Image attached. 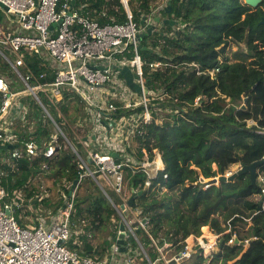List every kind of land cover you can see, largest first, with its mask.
Listing matches in <instances>:
<instances>
[{
  "label": "trees",
  "instance_id": "obj_1",
  "mask_svg": "<svg viewBox=\"0 0 264 264\" xmlns=\"http://www.w3.org/2000/svg\"><path fill=\"white\" fill-rule=\"evenodd\" d=\"M156 2L128 0L127 7L139 24L140 17H148ZM168 5L169 12L165 7L160 14L178 21V29L162 24L140 41L146 48L139 49L142 60L163 65L153 71L144 67L152 119L144 124L142 135L135 136L134 149L142 157L143 147L149 159L154 158V150L159 152L163 170L149 178L141 170L133 173L131 168L125 169L128 190L141 191L135 196L137 205L133 208L140 219L146 220L152 238L159 244L173 242L175 252L183 249L189 236H200L201 227L219 235L217 249L209 256H203L197 248L179 264H264V200L253 199L260 194V187L251 184L248 173L233 182L207 188L199 181L200 177L213 178L215 172L225 175L232 166L264 159V135L257 133L264 130V25L259 24L264 12L260 7L245 5L243 0H169ZM73 6L82 7L81 14L89 15L99 25L126 21L121 0H76ZM231 41L245 48L232 53L233 62L227 54ZM26 62L37 75L48 71L34 55L26 57ZM216 69L213 79L197 74ZM0 74L11 79L1 68ZM46 80H51L50 76ZM201 95L206 100L193 107L194 99ZM26 100L33 105L28 117H38L41 112L37 105ZM74 103L65 96L61 111L66 119L68 107ZM249 120L256 124L248 126ZM75 132L81 139L87 135L84 129L76 128ZM65 133L79 146L70 129ZM50 134L49 121L40 118L24 138L42 145ZM7 156V151L0 150V158ZM76 162L72 151L62 146L50 160L39 157L0 162V189L6 194L1 204L10 202L14 192H22V205L14 207V216L22 227L45 212L55 214L78 177ZM42 164L47 168L41 169ZM257 170L264 173V164ZM148 179L150 186L143 189ZM103 188L115 205L121 204L110 187ZM119 219L95 182L84 179L73 201V235L68 245L84 255L102 258L116 242L118 227L113 221ZM133 225L139 227L137 222ZM135 234L144 250V246L151 249L145 252L153 261L157 253L148 235L140 228ZM233 235L238 243L228 244ZM245 240L249 241L247 247ZM130 242H136L131 235L125 237L124 252L137 253L141 258L140 252L129 249Z\"/></svg>",
  "mask_w": 264,
  "mask_h": 264
},
{
  "label": "built area",
  "instance_id": "obj_2",
  "mask_svg": "<svg viewBox=\"0 0 264 264\" xmlns=\"http://www.w3.org/2000/svg\"><path fill=\"white\" fill-rule=\"evenodd\" d=\"M71 1L0 0L6 8L4 12L9 24V27L0 25V60L11 68V74L17 75L26 88L25 95H20L13 91L12 79L7 80L0 74V145L15 146L4 150L8 156L0 158V162L39 157L50 160L62 146L75 155L78 168L76 184L70 188L65 207L55 214L37 217L33 224L27 223L23 227L14 216V207L22 205V192H14L10 202L1 204V198L6 194L0 189V264H143V260H146L145 264H169L172 260L178 264L188 259L197 248L202 250L203 256H209L212 251L205 254L207 247L203 237L189 236L195 242L191 246L189 237L186 238L185 246L179 252L174 251L176 244L171 241L159 244L148 233L146 220L131 219L132 214L138 215L133 208V204L137 205L135 199L131 206L127 204L131 195L136 196L141 191L128 190L125 169L131 168L133 173L141 170L149 178L163 170L159 152L154 150V158L149 159L143 147L142 157L134 150L135 136H141L144 124L152 119L144 67L153 71L163 65L142 60L138 35L145 32L146 24H155V28L162 25L154 23L153 18L161 16L160 12L167 7L169 0H157L151 14L144 16V26L133 20L127 7L128 0H121L126 10V21L105 25L81 14L82 7H74ZM32 55L48 71L35 74L26 62V57ZM123 67L136 76L133 81L139 85V92L126 85L120 74ZM217 71H198L197 74H208L213 79ZM48 76L51 80H46ZM65 96L68 101L75 100L82 106L75 109L77 116L74 118L75 129L87 132L84 139L75 134L63 116L61 106ZM26 98L39 108L41 113L38 117H28L33 108L28 102L23 103ZM201 99L206 100V97H196L192 106H198ZM117 112L121 114L113 118L112 114ZM40 118L49 121L51 134L46 142L37 145L31 138L25 139L24 134L33 132ZM64 128L71 130L79 146L67 138ZM259 132L264 133V130ZM113 153L117 154L116 158ZM46 168L42 164L41 169ZM87 178L95 182L118 212L128 231L127 236L131 235L138 243L141 258H137V253L120 252L116 244L102 258L84 255L68 245L73 235L70 228L73 201L78 185ZM256 184L260 187V194L256 196L263 202L264 174L258 172ZM103 186L113 190L121 201L120 205L112 202ZM149 186L148 179L143 189ZM134 222L139 227H134ZM139 228L148 235L157 253L153 261L136 237L135 231ZM236 240L233 235L228 244L238 243ZM244 244L248 245L249 241L245 240Z\"/></svg>",
  "mask_w": 264,
  "mask_h": 264
},
{
  "label": "water",
  "instance_id": "obj_3",
  "mask_svg": "<svg viewBox=\"0 0 264 264\" xmlns=\"http://www.w3.org/2000/svg\"><path fill=\"white\" fill-rule=\"evenodd\" d=\"M261 2H262V0H243V3L245 5L251 7V8H257ZM71 4H75V0H72ZM0 7L3 10H6V8L3 7L1 4H0ZM169 10H170V6L167 5L166 12H169ZM138 15H140V14H138ZM153 21L156 24H168L172 27L178 26V21L171 20L168 18L161 19V17H159V16L154 17ZM139 24H140V26H144V24H145V17L144 16L140 17ZM259 24L264 25V17L261 18ZM154 28H155V24H146L145 25V32L143 34L138 35V41L140 42L142 40V38L145 36V34H150L154 30ZM138 48L139 49H146V48L142 47L141 44L139 45ZM120 74H121L122 78L125 80L126 85L131 90H133L135 92H139V90H140L139 85H137L133 81V79L136 78V76L134 74H132L127 67H123L120 70ZM245 101H246V99L244 100V102ZM243 107H244V105H242V108ZM14 147L15 146H12V145H7V146L0 145V150H8V149H12ZM112 156L116 158L117 154L113 153ZM262 164H264V159H261L259 161H255V162L251 163L250 165H241V168L238 171H236L230 175H227V176L226 175H218L215 172L213 178L204 179L203 177H200L199 181H200V183L205 185V188H207L209 186H214V185L217 186L220 182H233L237 176L244 174V173H248L249 177H250L251 184L256 186L257 168L259 166H261ZM73 184L75 185L76 181H74ZM134 199H135V195H131L128 198L127 204L129 206H131L133 204ZM67 202H68V199H65L63 206H62L63 208L65 207ZM6 213L9 214V212H6ZM127 235H128V231L125 229V224L122 220V222L120 223L119 228H118V235H117V239L115 242V244H116V246H118L120 252L125 251L124 240H125V237ZM236 242H237V240H236ZM169 264H176V262L174 260H172L171 262H169Z\"/></svg>",
  "mask_w": 264,
  "mask_h": 264
},
{
  "label": "rangeland",
  "instance_id": "obj_4",
  "mask_svg": "<svg viewBox=\"0 0 264 264\" xmlns=\"http://www.w3.org/2000/svg\"><path fill=\"white\" fill-rule=\"evenodd\" d=\"M262 4V5H261ZM258 7H260L261 9H262V11L264 12V2L263 3H260V5L258 6ZM161 15V14H160ZM162 16V15H161ZM0 25L1 26H3V27H7V22H6V16H5V12H4V10H2L1 8H0ZM245 50V48H244V45L243 44H238V43H236V42H234V41H231V44H230V50H227V54H228V56H229V58H230V61L231 62H233V61H235V59L233 58V56H232V53L233 52H236V51H244ZM9 56H11V55H9ZM28 57V56H27ZM1 61V63H0V68L3 70V74H5L7 77L9 76V77H11V79H12V81H13V83H11V87L13 88V91H15V92H17V93H19L20 95H25V92H24V90L26 89L25 88V86H24V84L21 82V80L17 77V75H15V74H11V68L9 67V66H7V65H5L4 63H3V61L2 60H0ZM21 71H24L23 69H21ZM27 99V98H26ZM25 99V100H26ZM27 101V100H26ZM26 101H24L23 103L25 104L26 103ZM31 101V100H30ZM242 105H244V103L242 104ZM31 107L33 106V105H30ZM76 108H82V106L79 104V103H74V104H72V105H70L69 107H68V116H69V118H67L66 119V122H67V124L71 127V128H74V132L76 131V129H75V120H74V122H71L72 120H73V118L75 117V116H77V112L75 111V109ZM63 116L66 118V116L63 114ZM56 117V116H55ZM247 124H248V126H251V125H254V124H256L253 120H249L248 122H247ZM66 129L67 130H69L68 128H64V131H66ZM76 133V132H75ZM257 133H260V134H262V135H264V133H261V132H259V131H257ZM77 136H79V134L77 135ZM213 167L214 168H216L214 165H213ZM241 168V165L240 164H238V165H235V166H232V167H230L227 171H226V173H225V175L227 176V175H230V174H232V173H234V172H236V171H238L239 169ZM257 174H258V172H257ZM259 174H264V173H262V172H259ZM47 185H50V182H47ZM47 196V195H46ZM253 199H255V200H257L258 199V197L257 196H255V197H253ZM39 214H41L40 212H37V215H39ZM48 215H50L48 212H45L44 214H41L40 216H37V217H46V216H48ZM120 217V216H119ZM131 219L132 220H134V221H136V220H140V218L138 217V215L137 214H132V216H131ZM36 221V219L33 221V220H28V222L29 223H31V224H33V222H35ZM122 222V218L120 217V219L118 220V221H113V223L115 224V225H117V227L119 228V225H120V223ZM205 227H207V226H205ZM245 229H246V226H245ZM244 229V230H245ZM207 232V236H206V233ZM118 234V233H117ZM198 237H203L202 238V240H205V243H206V245H207V243L209 244V245H211V246H209V247H205L206 249H205V254L206 255H208L211 251H213V250H216L217 249V242H218V237L216 238V236H215V234H213L211 231H210V229L207 227V228H202L201 227V235L200 236H198ZM211 239H213V241L211 242V244H210V241H211ZM135 240V239H134ZM136 241V240H135ZM188 242H190V245L192 246L193 245V243L195 242V239H190V237H189V240H188ZM245 245V247H247V244H244ZM210 247H211V249H210ZM144 248H145V250L147 251V252H149L151 249L149 248V247H146V246H144ZM129 249L130 250H135V251H138V252H140L141 253V249H140V247H139V245H138V243L137 242H134V243H129ZM210 250V251H209ZM194 251V250H193ZM169 253H172V252H169ZM144 263H147V262H144ZM180 262H178V264H179ZM158 264H163L162 262H159ZM177 264V263H176Z\"/></svg>",
  "mask_w": 264,
  "mask_h": 264
},
{
  "label": "bare ground",
  "instance_id": "obj_5",
  "mask_svg": "<svg viewBox=\"0 0 264 264\" xmlns=\"http://www.w3.org/2000/svg\"><path fill=\"white\" fill-rule=\"evenodd\" d=\"M205 234H206V236L208 235L207 232H206ZM188 240H189V239H188ZM212 241H213V239H211L210 244H211ZM209 246H211V245H209V244L207 243L206 247H209Z\"/></svg>",
  "mask_w": 264,
  "mask_h": 264
},
{
  "label": "crops",
  "instance_id": "obj_6",
  "mask_svg": "<svg viewBox=\"0 0 264 264\" xmlns=\"http://www.w3.org/2000/svg\"><path fill=\"white\" fill-rule=\"evenodd\" d=\"M161 17V19H164V18H166V17H164V16H160ZM7 27H9V24H7ZM178 27V26H177ZM29 223V222H28Z\"/></svg>",
  "mask_w": 264,
  "mask_h": 264
},
{
  "label": "flooded vegetation",
  "instance_id": "obj_7",
  "mask_svg": "<svg viewBox=\"0 0 264 264\" xmlns=\"http://www.w3.org/2000/svg\"><path fill=\"white\" fill-rule=\"evenodd\" d=\"M253 9H256V8H253ZM237 43V42H236ZM238 44H241V43H238ZM257 172H258V170H257Z\"/></svg>",
  "mask_w": 264,
  "mask_h": 264
}]
</instances>
